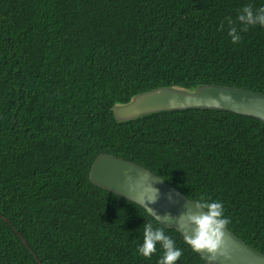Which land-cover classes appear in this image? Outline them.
I'll use <instances>...</instances> for the list:
<instances>
[{"label":"trees","instance_id":"16d2710c","mask_svg":"<svg viewBox=\"0 0 264 264\" xmlns=\"http://www.w3.org/2000/svg\"><path fill=\"white\" fill-rule=\"evenodd\" d=\"M247 5L264 0H0V264H158L159 245L150 259L136 249L147 222L161 225L90 182L101 154L221 201L228 229L264 254V123L199 109L117 123L111 111L164 86L264 94V27L228 35ZM165 232L177 264H207Z\"/></svg>","mask_w":264,"mask_h":264},{"label":"water","instance_id":"95a60500","mask_svg":"<svg viewBox=\"0 0 264 264\" xmlns=\"http://www.w3.org/2000/svg\"><path fill=\"white\" fill-rule=\"evenodd\" d=\"M189 109L227 111L264 123V94L248 89L210 84H200L191 88L164 86L137 94L125 103L114 104L111 111L117 123H124L155 113ZM125 172L130 173L134 178H137L136 174L140 172L152 175L155 181L153 186L159 189L160 196L155 204L148 203L147 207L152 208L157 215L163 217L170 214L175 220L186 211L185 206L189 201L185 195L161 177L130 161L101 154L92 162L88 176L90 182L96 187L139 205L153 217L143 205L131 200L135 198V192H129L125 184ZM188 206L195 207L194 204ZM164 227L173 229L184 237L177 223H165ZM228 231L231 259L225 261L222 258L219 264H264V254L247 245L229 229ZM19 237L28 247L21 236ZM199 255L208 264L207 254ZM35 260L40 264L36 257Z\"/></svg>","mask_w":264,"mask_h":264},{"label":"clouds","instance_id":"9594fccd","mask_svg":"<svg viewBox=\"0 0 264 264\" xmlns=\"http://www.w3.org/2000/svg\"><path fill=\"white\" fill-rule=\"evenodd\" d=\"M229 25L228 35L233 44L241 42V31H247L248 27L257 25L264 27V7L254 9L252 5L243 7L233 21L227 18ZM237 25L241 26L238 27ZM223 28V25H221ZM125 184L130 193H134L137 203L143 205L148 212L156 219L159 227L152 223H146L143 228V243L136 249V252L146 259H150L157 253V246L163 250L162 258L158 264H177L183 256V250L176 246L172 239L165 232V223H177L178 229L184 233V242L193 252L207 254L208 264H219L223 258L225 261L231 259L229 255L230 236L228 226L231 219L225 215L224 205L221 201L210 200L201 197L198 200L188 198L186 211L174 220L170 214L163 217L157 215L152 208L147 207L148 203L155 204L160 196L159 189L154 187L155 181L152 175L146 172L136 174L134 178L130 173L125 172ZM171 199V197H169ZM194 204V208L188 206Z\"/></svg>","mask_w":264,"mask_h":264}]
</instances>
